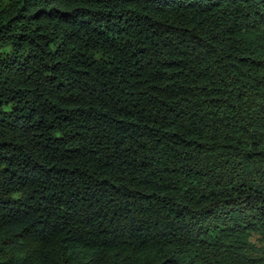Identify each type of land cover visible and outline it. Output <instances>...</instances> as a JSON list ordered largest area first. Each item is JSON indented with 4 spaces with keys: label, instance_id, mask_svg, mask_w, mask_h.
Segmentation results:
<instances>
[{
    "label": "trees",
    "instance_id": "obj_1",
    "mask_svg": "<svg viewBox=\"0 0 264 264\" xmlns=\"http://www.w3.org/2000/svg\"><path fill=\"white\" fill-rule=\"evenodd\" d=\"M255 233L264 0H8L0 264H264Z\"/></svg>",
    "mask_w": 264,
    "mask_h": 264
},
{
    "label": "rangeland",
    "instance_id": "obj_2",
    "mask_svg": "<svg viewBox=\"0 0 264 264\" xmlns=\"http://www.w3.org/2000/svg\"><path fill=\"white\" fill-rule=\"evenodd\" d=\"M7 4H8V0H3L0 3V10H1L2 7L6 6ZM251 239L258 247L264 248V238L261 237L259 234H256V233L253 234Z\"/></svg>",
    "mask_w": 264,
    "mask_h": 264
}]
</instances>
